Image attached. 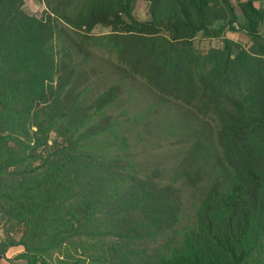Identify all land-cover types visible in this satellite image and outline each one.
Masks as SVG:
<instances>
[{
	"label": "trees",
	"instance_id": "16d2710c",
	"mask_svg": "<svg viewBox=\"0 0 264 264\" xmlns=\"http://www.w3.org/2000/svg\"><path fill=\"white\" fill-rule=\"evenodd\" d=\"M137 1L0 0V258L264 264L262 15L236 0L250 43L201 52L231 0Z\"/></svg>",
	"mask_w": 264,
	"mask_h": 264
},
{
	"label": "rangeland",
	"instance_id": "374dc122",
	"mask_svg": "<svg viewBox=\"0 0 264 264\" xmlns=\"http://www.w3.org/2000/svg\"><path fill=\"white\" fill-rule=\"evenodd\" d=\"M234 4V11L236 14V21L233 23L234 29H229L227 27H222L219 31V34L214 32L213 30H209L207 32L198 31L194 38L193 44L197 50L201 52H205L211 46H220L222 36L229 37L233 40L240 42L242 45H247L250 43V39L245 33V31L238 25L242 21V16L238 11L236 0H231ZM255 7H257L262 15V20L258 24V30L264 36V0H253ZM23 9L28 13H34L39 15L41 11L44 9L43 0H23L22 4ZM133 14L138 19H146L147 15V1L139 0L136 2ZM219 26V23H215L214 27ZM92 33H105L109 31L108 26H104L101 24H95L91 30ZM54 138L53 133L50 134L48 139V143L51 139ZM178 135L170 136L168 139H159V141H155L151 145L153 146L152 150L154 151V155L169 154L174 152L176 148H179L180 145H185L184 142H180ZM163 157V156H162ZM0 235H3L2 229L0 227ZM21 249V246H11L9 247L4 257L0 258V264H25L22 259L14 257V255Z\"/></svg>",
	"mask_w": 264,
	"mask_h": 264
}]
</instances>
